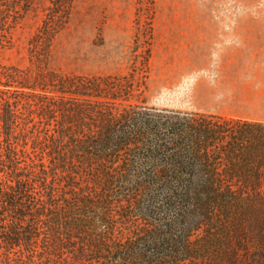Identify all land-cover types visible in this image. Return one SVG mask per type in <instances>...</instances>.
Returning a JSON list of instances; mask_svg holds the SVG:
<instances>
[{
	"label": "trees",
	"instance_id": "1",
	"mask_svg": "<svg viewBox=\"0 0 264 264\" xmlns=\"http://www.w3.org/2000/svg\"><path fill=\"white\" fill-rule=\"evenodd\" d=\"M35 1L0 0V49ZM50 2L42 57L73 8ZM143 85L0 64V264H264V121Z\"/></svg>",
	"mask_w": 264,
	"mask_h": 264
},
{
	"label": "rangeland",
	"instance_id": "2",
	"mask_svg": "<svg viewBox=\"0 0 264 264\" xmlns=\"http://www.w3.org/2000/svg\"><path fill=\"white\" fill-rule=\"evenodd\" d=\"M50 6V0L35 1L13 47L0 49L1 65L65 75L133 74L151 106L264 120V76L250 77L262 89L253 103H217L204 82L210 68L224 67L230 57L214 50L225 42L216 23L264 21V0H73L68 24L42 57L33 42ZM250 66L264 69V60L255 57Z\"/></svg>",
	"mask_w": 264,
	"mask_h": 264
},
{
	"label": "crops",
	"instance_id": "3",
	"mask_svg": "<svg viewBox=\"0 0 264 264\" xmlns=\"http://www.w3.org/2000/svg\"><path fill=\"white\" fill-rule=\"evenodd\" d=\"M216 24L217 34L225 42L216 44L214 50L225 52L230 57L224 67L210 68L206 74L207 81L205 79L204 82L209 85L211 98L217 103H253L262 89L256 87L250 77L264 76V69L253 68L250 64L255 61V57L257 61L264 60V21H220ZM240 60L247 62V66L235 67Z\"/></svg>",
	"mask_w": 264,
	"mask_h": 264
}]
</instances>
